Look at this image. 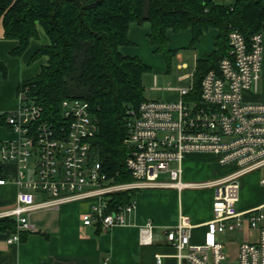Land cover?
Wrapping results in <instances>:
<instances>
[{
	"label": "built area",
	"instance_id": "built-area-1",
	"mask_svg": "<svg viewBox=\"0 0 264 264\" xmlns=\"http://www.w3.org/2000/svg\"><path fill=\"white\" fill-rule=\"evenodd\" d=\"M263 39L259 33L248 42L240 32L232 31L228 56L218 71L204 77L199 101L190 97L192 85L179 90L178 102L145 101L129 112L124 146L131 182H116L94 158L93 140L100 127L89 103L63 101L61 124L57 125L44 118L41 105L28 101V91L21 93L18 109L6 114L7 125L18 138L0 143V166L20 167L15 180L0 178V185L14 182L21 189L17 205L0 213V219L17 222V233H12L8 244L20 242V232H36L31 214L93 199L97 203L83 216L85 226H99L107 232L125 225L136 202L133 199L111 209L114 195L164 187L181 191L188 186L182 179L185 156L211 154L221 166L235 165L236 170L202 185L214 189L213 217L206 224L202 245L191 243L193 226L187 217L181 216L167 231V241L177 251V264H264V206L238 211L243 177L262 171L264 188V104L247 103L243 98L245 91L256 90L260 83ZM32 161L34 178L29 179ZM162 175H169L170 182L160 181ZM152 228L150 222L142 228V244L151 243ZM245 228L259 230V240L239 244L233 256L222 238ZM157 264H162L160 257Z\"/></svg>",
	"mask_w": 264,
	"mask_h": 264
},
{
	"label": "trees",
	"instance_id": "trees-1",
	"mask_svg": "<svg viewBox=\"0 0 264 264\" xmlns=\"http://www.w3.org/2000/svg\"><path fill=\"white\" fill-rule=\"evenodd\" d=\"M0 23L5 39L17 41L12 52L22 56L42 31L49 45L42 46L35 59L47 57L35 78L23 82L17 97L28 91V101L44 108V118L61 124L65 100L90 104L99 121L100 132L93 140V156L116 182H131L126 168V121L129 112L145 99L143 77L151 69L138 57L122 54L131 45V24L152 26L150 44L163 55L167 71L178 51L170 50L168 32L191 31L193 49L210 30H218L215 50L197 60L191 98L198 100L201 84L210 71L228 56L229 34L240 32L250 42L264 34V0H235L232 4L205 3L204 0H0ZM0 61V74L7 76ZM8 113V112H7ZM0 128H10L6 114ZM0 178L2 174L0 172ZM135 192L116 194L110 208L130 203ZM17 233V222L0 219V232Z\"/></svg>",
	"mask_w": 264,
	"mask_h": 264
},
{
	"label": "crops",
	"instance_id": "crops-1",
	"mask_svg": "<svg viewBox=\"0 0 264 264\" xmlns=\"http://www.w3.org/2000/svg\"><path fill=\"white\" fill-rule=\"evenodd\" d=\"M151 31L150 23L131 24L128 31L131 45L120 49L125 56L140 58L151 69L148 74L152 70L156 72L167 70L165 61L164 66L156 58H145V51L146 55H150L155 50L154 47L149 51L146 48L150 43ZM172 33V31L168 32V38L171 41L169 48L178 51L174 59H184L179 50L190 49L191 31ZM218 35L219 32L215 29L204 35L199 44L190 49L193 68L190 60L188 62L184 60L177 65L178 70L184 71L178 77L180 86L176 88L164 87L163 90L176 92L180 96V89H189L190 87L182 84L193 80L197 60L215 50ZM47 45H49V39L41 31L40 39L33 40L22 56L15 57L12 52L18 48L19 43L5 39V30L0 23V61L6 65L8 70L6 77L0 74V113L18 109L17 90L23 82L39 75L42 68L47 65V57L34 58L38 50ZM187 59H191V57ZM145 75L143 77L144 90H162L158 87L156 76L154 85L147 87ZM243 98L247 103L264 104V39L260 83L256 90L245 91ZM178 101L158 100V102L168 103ZM17 138L18 136L8 128H0V143L13 141ZM29 167L30 171L27 177L33 179V161ZM182 168L183 182L188 185L185 189L180 191L176 188L164 187L136 192L134 195L135 212L126 217L125 225L116 226L107 232H103L99 226H85L83 223V216L89 213L97 203L95 199L69 203L31 214L30 222L35 226L36 232L18 233L20 242L8 244V239L13 232H0V264H157L158 257L161 258L162 264H177V251L167 241V231L178 224L181 216L187 217L193 226L191 243L202 245L207 230L206 224L213 217L214 201V189L202 185L226 177L236 170L235 165L221 166L218 158L211 154H188L182 162ZM19 171L20 167L15 164L0 166L2 177L6 179L15 180ZM262 175L263 172L259 171L241 179L244 181L249 178L254 181L257 194L256 197L253 196L248 201H243L240 198L238 211L245 212L264 206V188L260 184ZM20 191V187L14 182L0 185V213L12 210L17 205ZM41 197L49 198L45 194ZM149 222L153 227L151 243L144 245L140 241L141 230ZM246 231L247 228L243 232ZM230 234L232 233L222 238L226 247Z\"/></svg>",
	"mask_w": 264,
	"mask_h": 264
},
{
	"label": "rangeland",
	"instance_id": "rangeland-1",
	"mask_svg": "<svg viewBox=\"0 0 264 264\" xmlns=\"http://www.w3.org/2000/svg\"><path fill=\"white\" fill-rule=\"evenodd\" d=\"M220 2H223L224 4H230L232 3L233 0H219ZM174 34V33H172ZM172 40V39H171ZM171 43V41H170ZM147 51H149V49L153 48L152 45L149 43L146 46ZM170 49V48H169ZM155 51V50H154ZM154 51H152L150 53V55H146V51H145V58H156V60H158L161 64H163L165 66V60L163 58L162 54L159 53H155ZM190 49L187 50H179V52L183 54L184 59H174L172 60V68L170 70V73L166 71H161V72H156L153 71L151 73H147L145 75V85L147 87L154 85V77L156 76L158 78V87L161 88L162 90H151V89H145V99L148 101L151 100H169V101H177L180 100L181 97L179 96L178 93L173 92V91H165L163 90L164 87H172V88H176L178 86H180L179 82H178V77L180 75H182L184 73L183 70H178L177 69V65L179 62H182L184 60H186L187 62L190 60L191 61V67L193 68L194 64H193V57L190 53ZM148 54V53H147ZM188 57H191V59H187ZM146 59V60H147ZM192 79L187 81L186 83L182 84L184 86L187 87H191L192 85ZM32 166V165H31ZM176 165L175 164H171V167L174 168ZM209 171V169H208ZM263 177V175L261 176V178ZM160 181L162 182H169L170 181V177L169 175H162L160 177ZM255 182L252 181L249 178H246V180H242L241 181V194H240V198L243 201H248L250 199L253 198V196L256 197L257 194V190L255 189ZM264 212V211H263ZM262 227H264V223L263 225H261ZM259 240V230H254V229H249L247 228L246 232L243 233H232L229 235L228 238V252L235 256L236 254V249H237V244H241V243H245V242H258Z\"/></svg>",
	"mask_w": 264,
	"mask_h": 264
}]
</instances>
